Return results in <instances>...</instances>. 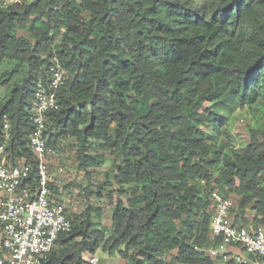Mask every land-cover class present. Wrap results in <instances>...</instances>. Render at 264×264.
Listing matches in <instances>:
<instances>
[{
  "label": "trees",
  "instance_id": "obj_1",
  "mask_svg": "<svg viewBox=\"0 0 264 264\" xmlns=\"http://www.w3.org/2000/svg\"><path fill=\"white\" fill-rule=\"evenodd\" d=\"M54 57L64 81L46 113V144L55 152L70 143L88 178L111 157L105 178L119 196L109 227L93 221L99 207L66 209L71 229L42 264H89L85 253L98 249L128 264H215L206 253L220 241L211 237L213 191L233 197L232 224L264 228V0H21L0 8V61L11 64L0 78V145L6 165H30L24 183L32 188L29 106ZM244 108L254 125L237 147L227 118ZM51 189L55 202L61 193Z\"/></svg>",
  "mask_w": 264,
  "mask_h": 264
},
{
  "label": "built area",
  "instance_id": "obj_2",
  "mask_svg": "<svg viewBox=\"0 0 264 264\" xmlns=\"http://www.w3.org/2000/svg\"><path fill=\"white\" fill-rule=\"evenodd\" d=\"M21 0H0V8ZM64 70L56 57L48 68L45 83L36 85L33 99L29 106L32 130L28 136V147L36 158V185L32 188L24 183L31 167L25 162L8 166L0 145V193L7 196L0 202V264H42L55 245L58 235L70 231L71 222L66 217L65 198L52 199L51 186L59 182L55 173L61 174L63 168L56 172L50 170L48 157L54 153L43 136L46 113L57 107L56 93L63 84ZM5 139L10 138L9 125H3ZM214 212L211 216L210 229L212 237L220 241L207 249L206 253L213 259L220 258L226 262L234 259L238 263H247L253 258L255 264H264V228L250 230L244 226L232 224L229 212L233 201L219 192H211ZM233 246L242 252H231ZM242 253H245L246 257ZM98 257H90L89 264H96Z\"/></svg>",
  "mask_w": 264,
  "mask_h": 264
},
{
  "label": "rangeland",
  "instance_id": "obj_3",
  "mask_svg": "<svg viewBox=\"0 0 264 264\" xmlns=\"http://www.w3.org/2000/svg\"><path fill=\"white\" fill-rule=\"evenodd\" d=\"M10 67V63L0 61V78ZM23 76L21 73L14 79L19 80ZM6 96L7 85L0 83V101H3ZM227 119L232 143L237 147L244 146L249 139V128L254 125L251 114L244 108L234 111ZM69 145L71 144L63 145L47 158L52 172L58 167L63 168V172L58 176L56 195L61 193L60 195L66 197V209L72 213H81L88 206L99 207V214H92L93 221L109 227L110 209L113 206L110 200L115 201L119 196L113 182L106 181L105 178V172L111 168L113 163L109 159L111 157L108 156L106 162L94 171L91 178H88L85 172L79 169L75 148H71ZM121 197L125 199V196ZM229 197L233 199L232 196ZM92 256L99 258L96 264H128L118 251L110 254L98 249L95 254L85 253L87 260ZM215 264L220 263L216 262Z\"/></svg>",
  "mask_w": 264,
  "mask_h": 264
},
{
  "label": "crops",
  "instance_id": "obj_4",
  "mask_svg": "<svg viewBox=\"0 0 264 264\" xmlns=\"http://www.w3.org/2000/svg\"><path fill=\"white\" fill-rule=\"evenodd\" d=\"M56 172V169L54 170V173ZM56 174V176L58 177L59 175H61V174H57V173H55ZM8 194H6V193H0V202L4 199V197L5 196H7ZM61 197H63V195H59L58 196V199H60ZM65 197V196H64ZM66 201H67V199H66V197H65V205H66ZM66 208H67V206H66ZM253 217V212H248L247 214H246V219L247 220H250L251 218ZM242 222H240V223H237V225H243V224H241ZM246 225V224H245ZM211 237H212V235H211ZM231 252L232 253H234V254H237V252H242V250H241V248L240 247H238V246H233L231 249ZM243 254V256H245L246 257V255H245V253H242ZM216 260V262H219L220 264H224V263H226V262H228V261H230V260H233L236 264H240V263H238V262H236L234 259H230V260H228V261H226V262H224V261H222L220 258H216L215 259ZM216 262H214V263H216ZM243 264H255V261H254V259L252 258H249L248 259V261H247V263H243Z\"/></svg>",
  "mask_w": 264,
  "mask_h": 264
}]
</instances>
